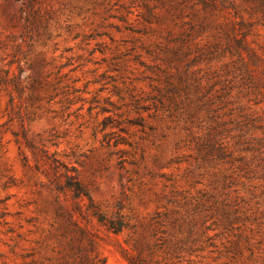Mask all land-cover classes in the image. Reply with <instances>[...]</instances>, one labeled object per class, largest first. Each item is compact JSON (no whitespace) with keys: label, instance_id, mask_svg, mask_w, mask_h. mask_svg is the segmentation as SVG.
Returning <instances> with one entry per match:
<instances>
[{"label":"rangeland","instance_id":"1","mask_svg":"<svg viewBox=\"0 0 264 264\" xmlns=\"http://www.w3.org/2000/svg\"><path fill=\"white\" fill-rule=\"evenodd\" d=\"M27 1L0 0V70L23 88L0 85V264H128L135 243L160 236L197 249L177 264H264V29L252 5L33 0L29 40ZM234 21L251 25L246 50ZM70 181L129 227L99 223Z\"/></svg>","mask_w":264,"mask_h":264},{"label":"trees","instance_id":"2","mask_svg":"<svg viewBox=\"0 0 264 264\" xmlns=\"http://www.w3.org/2000/svg\"><path fill=\"white\" fill-rule=\"evenodd\" d=\"M240 1L252 5V11L260 15L258 25L264 29V0ZM32 2L33 0H28L25 3L24 7L27 13L22 20L23 32L21 36L29 40L32 39L31 35H29V32L31 31V26L34 25V17H36L37 15L36 11H32ZM201 3L204 8H209L213 10L217 9L223 11L227 10V8H232L233 10H235L233 3L229 0H201ZM235 15L236 13L233 14L234 17ZM250 26V24H246L243 21H234L230 26L229 32L233 36L234 48L236 51H239L240 49H247L245 39L249 35ZM34 28L37 38L40 39L45 36L49 38L50 35L46 33L47 27L45 25H41L42 32L44 33L43 35L39 33L38 28L36 26ZM252 57L254 58L253 55ZM40 68L41 64L39 65L38 69ZM38 73L39 71H37V74ZM20 77L21 75L17 76L13 73L10 74V70H0V85L10 86L12 88V91L16 94L22 93L23 88L20 85ZM34 83L39 84L37 80H35ZM27 144L31 147L29 143ZM51 162L53 166H57L59 164L58 160L55 158H52ZM67 186L73 188V192L75 195H83L88 199L90 203L89 209L92 212V216L95 217L99 223L105 225L112 232L120 233L124 229H127L129 227L128 223H126L123 216H119L116 214L114 218L107 217L97 208L93 207L91 205L90 196L78 181H70ZM164 233L165 231H161V234ZM152 236L153 238L156 237V232L152 233ZM133 249L136 251V255L127 259L128 264H177L179 262L180 257L179 253L185 252L187 255L191 256L197 250L193 247L186 248L185 243H182V241H176L175 243H172L170 240H167L162 236L155 239L152 243H135L133 245Z\"/></svg>","mask_w":264,"mask_h":264}]
</instances>
